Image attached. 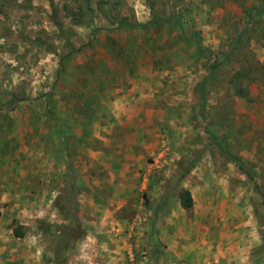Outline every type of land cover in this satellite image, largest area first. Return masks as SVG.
<instances>
[{
    "label": "rangeland",
    "instance_id": "rangeland-1",
    "mask_svg": "<svg viewBox=\"0 0 264 264\" xmlns=\"http://www.w3.org/2000/svg\"><path fill=\"white\" fill-rule=\"evenodd\" d=\"M0 264H264V0H0Z\"/></svg>",
    "mask_w": 264,
    "mask_h": 264
},
{
    "label": "trees",
    "instance_id": "trees-1",
    "mask_svg": "<svg viewBox=\"0 0 264 264\" xmlns=\"http://www.w3.org/2000/svg\"><path fill=\"white\" fill-rule=\"evenodd\" d=\"M230 159L237 164L238 166H240V168L249 175L248 172H246V169L244 167V164L242 162V160L240 158H234V157H230ZM179 200H180V204L183 208H190L192 206V198L191 195L188 191L186 190H182L179 195ZM19 236V234H17Z\"/></svg>",
    "mask_w": 264,
    "mask_h": 264
}]
</instances>
